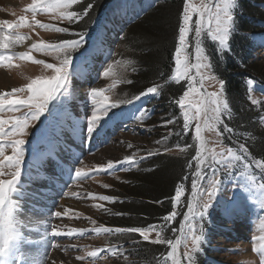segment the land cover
Returning a JSON list of instances; mask_svg holds the SVG:
<instances>
[{"label":"rangeland","instance_id":"obj_1","mask_svg":"<svg viewBox=\"0 0 264 264\" xmlns=\"http://www.w3.org/2000/svg\"><path fill=\"white\" fill-rule=\"evenodd\" d=\"M84 1L87 0H78L68 11L83 12L85 4L82 5L81 3ZM134 1L121 0L119 4ZM31 3L32 0H4L0 2V21L17 22L22 16L27 21H31V12L26 11ZM193 3L198 6L201 0H193ZM79 4L80 6H78ZM123 15L122 8L111 6L105 16L92 25L90 31L85 35L83 46L72 52L73 60L66 85L67 90H62L63 94L50 102L49 111L31 123L27 130L22 175L14 194V199L18 202V206L14 209V216L18 226L22 227L23 231L21 236L0 256V264H12L13 261H16V264H22V262L23 264H43L46 255V264H142L135 259L136 255L134 254L137 248L131 245L122 246L123 252L128 255L127 260L119 253L105 256L101 252L100 258L96 260L88 255L97 249L118 248V246H106L109 242L119 245L121 241L135 240L136 237L143 241L141 237H138V233H129L130 236L125 239L121 238V240L119 235L124 233H114L106 240V238L101 237L102 234L105 235L106 233L96 234L90 231L93 227L107 225V222L104 221L106 216L104 214L109 212L113 204V202L100 201L92 197L119 195L117 189L122 184L127 183L126 176L134 173L131 171L139 169L137 168L138 164L142 159L149 157L148 153L158 155L162 152L172 155L171 157L175 159H181L184 156L183 153L190 152L192 146L189 145L188 141L175 142L179 147L169 148L166 141L170 139L168 126L172 123L168 124L167 127L163 126V121L167 120L165 116H160L153 109L148 111L143 108L149 103V98L158 99V97H143L141 100L135 101L136 104L123 102L134 95L125 87L129 80L132 63H127L123 59L124 54L122 52L126 46L122 44L118 47L122 28L117 18L123 17ZM36 19L43 24L65 27L70 31L69 33H59L52 29H40L35 26L33 28L22 27L19 29L20 34L29 37V39L15 47L14 52H27L32 43L40 40L47 43H57L66 39H75L77 37L73 33H80L79 31L84 29L82 26H74L75 23L72 25L66 20L60 21L46 14L37 15ZM163 19L164 16L155 15L153 21L158 22L163 21ZM193 35H189L190 40ZM26 45L27 47L22 50ZM205 47L212 56L215 46L211 42L205 41ZM193 51L194 49L189 47L188 52L191 54ZM31 55L35 60L59 64V54L44 55L33 51ZM189 58L194 62L193 56L190 55ZM117 61L119 63H116ZM108 64L113 65L115 75L103 77L101 73ZM52 75L54 73L45 68L43 64L16 59L12 62L11 67H0V77L6 78V80L0 79V92L24 87L32 79L38 77L47 79ZM208 75L215 76V79H206L204 89L207 92L218 91L220 79L212 69L210 72H205V76ZM170 81L174 84L181 83L173 81L171 76ZM93 88L105 89V95L109 97L107 103H118V106L110 109L105 117L101 116L99 126L89 134L87 121L91 118L93 111V103L90 97ZM258 94L254 93L252 96L258 99ZM22 114L23 112L5 113L4 118L8 119ZM141 114H143V118H141ZM112 117L118 118L117 124L115 119L110 120ZM180 118L183 119L181 112ZM126 120H130V124L126 123ZM200 123L202 125V138L207 142L206 147L208 149L216 148L219 151L217 141L221 140L227 146L236 147V144L228 139L229 134L224 133L223 137L218 136L213 127H204L203 119ZM124 126H129V128L122 129ZM218 127L222 130L223 126ZM188 132L190 133L189 140L194 146L193 155H195L199 144L195 139L194 122L183 133L187 134ZM260 132L264 133V129H260ZM164 137L167 139H162ZM48 148L49 150H47ZM41 153L44 156L47 155L48 160H43V158L36 160ZM133 153L137 154L136 161L128 171H113L112 174H109L107 171L98 170L99 165H106L109 160H122ZM5 155H11L10 148L5 149ZM58 155H61L64 164L70 168L68 174L71 180L67 187L60 191L49 179L51 176H61L55 169H59L62 164L56 163L54 166L51 163V161L56 162L55 158ZM39 164L43 167L46 166L45 168L37 167L36 165ZM175 165L176 162H170L168 168L165 169V175L173 173L176 168ZM121 167H128V165H121ZM75 168H81L84 173L88 174L89 178L77 179L74 173ZM188 169L193 173L195 163L193 162L191 168L188 166ZM97 171L100 174H96ZM250 171L255 175L256 183L251 188L246 187L243 193L237 188V183L247 185L246 179L239 181L224 179V174L221 173L220 178L223 183L217 193L216 201H214V205L204 221L205 242L202 244V251L197 254V264H261V261L264 260V256L261 255V251H264V240L259 239L264 236V230H262L264 213H259L260 201L258 200L259 195L264 193V190L258 188L259 183L264 182L260 179L264 173H261L255 165ZM34 176L38 177L40 182L33 180L32 177ZM187 176L189 177V173ZM21 183L27 186L26 189H20ZM104 185L108 187L106 188ZM188 188L187 201L191 195V182ZM185 195L186 187L183 196L185 197ZM120 196L124 197V195ZM183 196L180 204L184 201ZM238 196L242 197L245 207L238 209L230 219L226 218L223 214L224 205ZM255 203L257 207H254ZM186 205L187 203L183 213L186 211ZM115 209L116 207H114ZM65 210H67V215L60 218L53 215L55 211L63 213ZM41 213L47 217L42 218ZM258 215L259 219L257 218ZM93 220L96 222L95 225L90 223ZM45 221L46 223H42ZM108 224L111 223L108 222ZM51 227H55L62 234L59 237L47 235L46 228ZM72 229L87 231L83 234L75 232L71 236L67 235ZM156 231L160 232V227L156 226ZM156 231L150 233L149 241L156 239ZM165 237L168 236L163 238L165 239ZM254 237L256 238L255 244H253ZM176 241L179 243L176 245L175 258L179 260L180 264H187L184 253L191 247L190 240L185 239V233L178 230L177 240L174 242ZM50 242H55L58 247L50 248ZM254 247L261 251H253ZM80 256L85 259H76ZM171 262L172 258L169 257V264Z\"/></svg>","mask_w":264,"mask_h":264},{"label":"snow or ice","instance_id":"obj_2","mask_svg":"<svg viewBox=\"0 0 264 264\" xmlns=\"http://www.w3.org/2000/svg\"><path fill=\"white\" fill-rule=\"evenodd\" d=\"M78 0H32L26 11L31 12V21H27L25 17H20L17 22L8 20L0 21V67H11L12 62L16 59L27 60L36 64H43L50 69L54 75L50 78L32 79L30 83L24 87L13 88L10 91L0 92V256H2L12 243L22 234V227H19L15 216L14 209L18 206V202L14 199L17 191V185L22 175V169L25 160V144L30 124L37 121L41 115L49 111V104L52 100L62 95L66 91V85L69 80L70 68L72 67V52L78 50L85 43V35L83 33H73L77 38L66 39L57 43H47L40 40L32 43L27 52L16 53L13 51L15 47L20 45L29 37L20 34L19 29L22 27L40 29H52L59 33H69V29L65 27H56L54 25L43 24L36 19L37 15L46 14L60 21H68L69 24L76 23L84 15H87L93 5L90 3L83 10L68 11ZM236 4L237 0H201L197 6L193 0H184L183 9L178 27L177 43L173 55V68L171 79L176 82H187L182 94L178 98H174V103L180 109L183 118V130L187 131L190 125L195 123V139L199 144L196 149L192 161L195 163V171L191 176V195L187 201L186 211L183 213L182 221L179 229L173 231H181L185 233V239L190 240L191 247L184 253V259L187 264H197V254L202 251V244L205 242V224L204 221L208 217L209 210L216 201L217 193L223 183L221 173L224 179L248 181L247 185L237 183V188L241 193L245 188H251L256 183V177L250 171L255 165L261 173H264V159H257L252 156L249 147L245 143H240L235 139L236 129L229 126L225 122V117L229 120L233 117L229 101L226 99V81L220 79L219 90L216 92H207L204 89L206 79H215V76H205V72H210L213 68L212 56L205 47V41L211 42L215 46L216 56L219 57L225 53L232 52L231 39L238 32L236 22ZM194 34L190 40L189 35ZM189 47L194 51L190 54ZM35 51L44 55L59 54V64L45 63L42 60H35L31 53ZM190 55L194 57V62L190 60ZM116 63H119L117 61ZM194 70V73H193ZM103 77L115 75L113 65L108 64L102 71ZM131 83V81H127ZM256 81L251 77L247 78L248 100L251 105L264 108V102L255 98L251 93L255 90ZM159 85L147 87L144 91L135 96V100H141L143 97H158ZM110 90V89H109ZM105 89L93 88L90 97L93 103V111L91 118L87 121V132L91 134L100 124L101 116L105 117L110 109L118 106V103H107L109 97L105 95ZM26 94V96H25ZM131 103V101L129 102ZM23 112L20 116H12L8 119L4 118L5 113ZM211 113V115H209ZM143 118V114H141ZM204 120V127H213L217 135L223 137L224 133L229 134L228 139L232 140L236 147L227 146L221 141H217L219 151L216 148L208 149L206 141L202 138L201 120ZM107 122V121H105ZM174 123L173 120H164L163 126ZM222 125V130L218 127ZM181 133H176L179 136ZM171 135V133H169ZM162 139H167L164 137ZM160 143V141H157ZM131 147V145H129ZM179 147V145H177ZM11 149V155H5V149ZM183 150V149H181ZM136 153L126 156L122 160H109L106 165H99L98 170L107 171L112 174L113 171H128L136 161ZM149 156L153 153H148ZM192 161L189 162V168L192 167ZM128 165V167H121ZM77 179L89 178L81 168L74 169ZM96 174H100L99 171ZM238 174V176H237ZM187 176L184 177L186 181ZM264 181V175L261 176ZM104 187H108L104 185ZM258 188L264 190V182L259 183ZM185 192L183 183L175 187L174 194L171 197L173 201V210L163 217L161 220L171 223L180 215L176 211V207L180 204L182 196ZM93 199L113 202L117 198L100 195L93 196ZM259 213H264V193L259 195ZM160 204L162 201H154ZM245 207L242 197L227 203L223 207V214L226 218H231L236 214L237 210ZM254 207H257L255 203ZM56 218L67 215V210L63 213L55 211L53 214ZM118 215H124L119 213ZM259 219V215L257 216ZM42 223H46L42 222ZM95 225V221H90ZM262 230H264V221H262ZM84 229H72L67 235L71 236L75 232L83 234ZM90 231L99 234L113 233H138L143 241L150 240V233L156 231V225L151 224L147 227H116L110 228L105 226L93 227ZM46 234L53 237H59L62 232L56 230L55 227L46 228ZM255 237L253 244H255ZM264 240V236L259 238ZM135 243V242H134ZM152 244H165L170 250L167 256L172 258L171 264H180L176 256V245L179 241L165 240L159 231H156V239L151 240ZM50 248L58 247L55 242L49 243ZM253 251H261L253 248ZM105 256L109 254L119 253L125 260L128 255L122 250V246L118 248H109L107 250L97 249L88 253V255L96 260L100 258V253ZM264 256V251H261ZM46 258L43 264H46ZM78 260H84L83 256L77 257ZM12 264H16L13 261ZM23 264V262H22ZM264 264V260L261 261Z\"/></svg>","mask_w":264,"mask_h":264},{"label":"trees","instance_id":"obj_3","mask_svg":"<svg viewBox=\"0 0 264 264\" xmlns=\"http://www.w3.org/2000/svg\"><path fill=\"white\" fill-rule=\"evenodd\" d=\"M120 1L87 0L81 3L85 4V8L90 3L93 7L76 27L82 26L84 32H89L92 25L101 19L111 4L122 8L123 12L139 7L134 10L135 13L127 22L121 16L117 18L123 30L118 47L122 44L126 46L122 52L123 59L127 63H132L128 77L131 83H127L125 87L134 95L123 102L129 104L131 101L136 104V95L147 87L159 85L158 99L149 98V103L143 108L148 111L153 109L167 120H175L168 126L171 135L166 142L169 148L177 147L176 143L187 141L192 148L190 152L183 153L181 159H175L171 157L172 155L162 152L142 159L137 167L139 169L131 171L134 173L126 176L127 183L117 189L119 195H114L117 201L109 212L104 214L106 215L104 221L107 222L104 226L145 227L155 224L160 227V234L163 237L168 236L165 240L174 242L177 240L178 230L174 232L173 229H179L191 182L192 171L188 169V163L194 156V146L189 140L190 133H183L180 109L173 102L174 98L182 94L186 82L174 84L170 81L184 0H135L131 3L119 4ZM235 11L238 32L230 41L232 52L217 57L214 49L213 72L219 79L226 81V99L229 101L233 117L231 120L225 117V122L236 129L235 139L245 143L252 156L264 159V133L260 132V129H264V108L251 105L247 91V78L251 77L256 81L253 86L255 90L251 95L259 93L258 99L264 102V65H261L264 63V0H237ZM155 15L164 16L163 21H153ZM178 132L181 133L180 137L176 135ZM172 161L176 162V168L173 173L165 175V169ZM185 176L188 177L186 181ZM180 183L186 187L184 201L176 207L180 215L171 223L164 222L161 217L173 210L171 197L175 187ZM154 201L163 203L157 204ZM119 213L124 215H118ZM110 235L112 234H108L107 237ZM128 236L129 233H124L120 234L119 238L121 240ZM122 244L137 248L134 255L139 263L169 264L167 252L170 249L165 244H152L150 241H140L137 237L135 240L119 242V245ZM108 245L114 244L109 242Z\"/></svg>","mask_w":264,"mask_h":264},{"label":"bare ground","instance_id":"obj_4","mask_svg":"<svg viewBox=\"0 0 264 264\" xmlns=\"http://www.w3.org/2000/svg\"><path fill=\"white\" fill-rule=\"evenodd\" d=\"M2 1H4V0H0V2H2ZM28 43V42H27ZM27 47V45L26 46H24L23 48H22V50H24L25 48ZM2 75V74H1ZM0 79L1 80H6V78L4 77V76H2V77H0ZM61 134V133H60ZM74 141V140H73ZM48 147V146H47ZM50 147V146H49ZM47 150H49V148L47 149ZM44 157H47V155L46 156H44ZM57 161H60V162H63V159L61 158V155H58V157H57ZM33 163L34 164H36L34 161H33ZM37 167H41V166H39V165H36ZM45 166L46 165H44V167L43 168H45ZM39 169H41V168H39ZM44 170V169H43ZM43 170H42V172H43ZM36 172H37V170H36ZM42 172H41V174H42ZM46 174V173H45ZM60 174V173H59ZM38 176V175H37ZM33 178V180H37L38 182H40V180H39V178L38 177H32ZM37 178V179H36ZM49 179L50 180H52V182H54V185H56V184H58L59 183V185H58V190L60 191L62 188L64 189L65 188V184H64V181H63V177L61 178V176H55V177H53V176H51V177H49ZM61 181H62V183H61ZM22 188H23V186H22ZM46 200V199H45ZM34 214V213H33ZM38 215V214H37ZM34 216H35V214H34ZM33 216V217H34ZM40 217V216H39ZM41 217L42 218H44V217H47V215L46 216H44L42 213H41Z\"/></svg>","mask_w":264,"mask_h":264}]
</instances>
